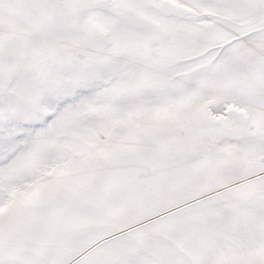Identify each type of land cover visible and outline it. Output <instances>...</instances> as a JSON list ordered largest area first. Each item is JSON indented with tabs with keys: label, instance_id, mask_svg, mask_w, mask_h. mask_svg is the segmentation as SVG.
<instances>
[{
	"label": "snow or ice",
	"instance_id": "snow-or-ice-1",
	"mask_svg": "<svg viewBox=\"0 0 264 264\" xmlns=\"http://www.w3.org/2000/svg\"><path fill=\"white\" fill-rule=\"evenodd\" d=\"M0 264H264V0H0Z\"/></svg>",
	"mask_w": 264,
	"mask_h": 264
}]
</instances>
